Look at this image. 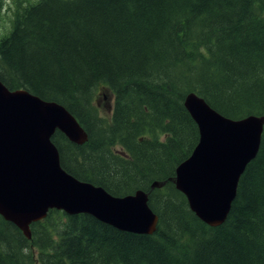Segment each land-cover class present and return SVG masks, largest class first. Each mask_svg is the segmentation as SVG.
Returning <instances> with one entry per match:
<instances>
[{"label":"trees","instance_id":"obj_1","mask_svg":"<svg viewBox=\"0 0 264 264\" xmlns=\"http://www.w3.org/2000/svg\"><path fill=\"white\" fill-rule=\"evenodd\" d=\"M0 81L84 129L83 145L51 139L67 173L115 197L145 191L158 217L139 235L50 210L27 239L0 216V264H264V129L222 225L201 222L173 183L198 142L188 93L229 119L264 116V0H17ZM98 89L114 99L109 120Z\"/></svg>","mask_w":264,"mask_h":264},{"label":"water","instance_id":"obj_2","mask_svg":"<svg viewBox=\"0 0 264 264\" xmlns=\"http://www.w3.org/2000/svg\"><path fill=\"white\" fill-rule=\"evenodd\" d=\"M198 130L190 156L175 169L177 191L205 225H222L235 199L239 179L259 151L264 116L229 119L194 92L183 101ZM59 132L83 145L87 134L63 106L26 90H9L0 81V216L31 239L30 225L50 210L68 216L86 214L119 231L152 235L158 217L148 206V193L123 197L83 182L60 165L52 142ZM165 182H153L151 190Z\"/></svg>","mask_w":264,"mask_h":264},{"label":"rangeland","instance_id":"obj_3","mask_svg":"<svg viewBox=\"0 0 264 264\" xmlns=\"http://www.w3.org/2000/svg\"><path fill=\"white\" fill-rule=\"evenodd\" d=\"M21 2L32 3L36 2V0H21ZM16 5L17 0H0V36L9 29ZM102 94H107L108 99H103ZM93 100L97 105L100 116L109 120L114 103L112 95L108 91L105 92L98 89ZM161 139L163 140L164 137Z\"/></svg>","mask_w":264,"mask_h":264},{"label":"bare ground","instance_id":"obj_4","mask_svg":"<svg viewBox=\"0 0 264 264\" xmlns=\"http://www.w3.org/2000/svg\"><path fill=\"white\" fill-rule=\"evenodd\" d=\"M32 237V236H31Z\"/></svg>","mask_w":264,"mask_h":264},{"label":"flooded vegetation","instance_id":"obj_5","mask_svg":"<svg viewBox=\"0 0 264 264\" xmlns=\"http://www.w3.org/2000/svg\"><path fill=\"white\" fill-rule=\"evenodd\" d=\"M108 99V98H107Z\"/></svg>","mask_w":264,"mask_h":264}]
</instances>
